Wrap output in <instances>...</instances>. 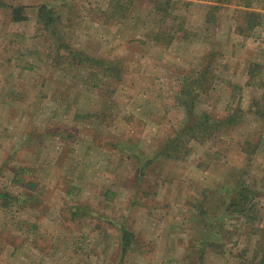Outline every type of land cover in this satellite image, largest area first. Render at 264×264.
Here are the masks:
<instances>
[{
    "label": "rangeland",
    "instance_id": "374dc122",
    "mask_svg": "<svg viewBox=\"0 0 264 264\" xmlns=\"http://www.w3.org/2000/svg\"><path fill=\"white\" fill-rule=\"evenodd\" d=\"M126 2L0 0V264L258 262L264 0ZM68 48L118 59L120 76ZM181 89L236 119L158 155L187 117Z\"/></svg>",
    "mask_w": 264,
    "mask_h": 264
},
{
    "label": "trees",
    "instance_id": "16d2710c",
    "mask_svg": "<svg viewBox=\"0 0 264 264\" xmlns=\"http://www.w3.org/2000/svg\"><path fill=\"white\" fill-rule=\"evenodd\" d=\"M123 1V0H119ZM133 0H127L126 3H132ZM246 8L249 7V3L244 4ZM246 16H259L260 13L257 11L246 9ZM39 16L40 20L45 23L46 27L52 25V21L56 20V16L52 10V8L49 5H42L39 10ZM253 24L250 25L252 27ZM48 28V27H47ZM67 54L70 56L72 62H76L77 64H90L94 67H98L101 71H103L106 75L118 77L120 76V68H119V60L118 59H103L99 57H95L92 55H89L85 52H82V50H75L72 48H68ZM207 68L209 65H206ZM205 66V67H206ZM204 67V68H205ZM208 69H202L200 73V78L198 79L199 86L202 87L204 85V81L206 79V74ZM186 80H188V77H185ZM185 90V89H184ZM181 89L180 94L185 97H181L184 104H186L187 107V117L184 122L180 125V127L175 131L174 134L169 136L165 141L163 142V147L159 149L158 155H165V156H174L176 158L180 157V154H185L187 152L188 143L194 139L203 141L207 137L211 136L213 132L217 131L219 127L223 125H227L230 123H233L236 119V113L229 114L227 117H225L223 120H212L210 119L209 114L202 112L199 114V112L195 111V105L197 96L199 94V91H194V93L190 94L191 92H185ZM188 95L190 98H187ZM257 106V113L260 116H264V110H261ZM190 150V149H189ZM245 197H246V193ZM4 198L10 199L7 194L3 195ZM7 201V200H6ZM237 201V200H236ZM244 202V201H242ZM7 204V203H2ZM234 206V211H237L242 214L247 213V205L246 203H241L240 201H237L236 203L232 204ZM123 235V243H122V251L126 252L129 248V246L132 243L131 237L133 236L132 233H130L127 229H125ZM249 264H264V253L263 256L258 260V262L254 263V260L250 262Z\"/></svg>",
    "mask_w": 264,
    "mask_h": 264
}]
</instances>
